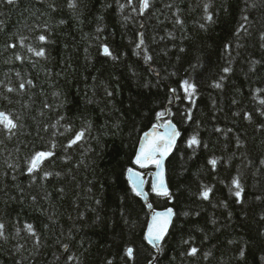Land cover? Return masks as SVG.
Listing matches in <instances>:
<instances>
[{
    "label": "trees",
    "instance_id": "1",
    "mask_svg": "<svg viewBox=\"0 0 264 264\" xmlns=\"http://www.w3.org/2000/svg\"><path fill=\"white\" fill-rule=\"evenodd\" d=\"M49 2L0 5V82L13 88L27 80L34 85H26L19 95L0 87V94L11 100L0 99V110L21 115L22 131L30 133L0 144V222L8 237L0 239V264H68L70 255L77 258L72 264H148L152 255H158L159 264H264V236L259 235L264 231V105L259 102L264 99V49L259 25L250 29V36L242 33L239 41L234 35L246 23L244 0H153V14L145 16L132 11L138 0L132 6L127 0H75V9L68 8V0H55L54 12ZM205 4L211 23L204 19ZM177 9L182 26L175 24ZM247 14L261 19L264 7L249 8ZM45 23L51 29V42L44 45L46 59L6 48L13 33L35 36L29 28ZM138 32H144L152 57L147 63L144 52L135 49ZM237 42L243 46L237 48ZM101 43L110 45L119 59L100 55ZM225 45H231L228 52ZM14 52L25 61H16ZM229 61L233 71L223 89L210 87ZM252 61H261L255 71L250 70ZM189 78L198 84L195 106L181 88ZM105 88L114 95L108 97ZM45 102L51 107L45 108ZM189 111L192 121L185 119ZM158 112L166 113L159 121ZM245 113L251 114V121ZM168 120L181 133L167 168L170 201L151 193L155 168L139 169L132 163L143 134ZM68 124L71 132H65ZM89 124L85 142L66 153L62 145ZM216 127L223 131L216 132ZM196 133L207 148L193 154L185 142ZM52 143L56 156L42 167L62 175L41 181L38 173L32 182L26 158ZM69 154L71 160L65 162ZM213 157L218 159L215 171L207 163ZM9 163L16 169H9ZM129 167L147 175L145 189L155 210L173 207L177 213L161 254L144 239L151 215L144 201L131 196ZM238 174L245 188L242 204L229 193L230 181ZM202 185L213 189L209 201L197 196ZM26 224L36 231L39 247ZM185 240L200 249L197 257L183 255L189 247ZM128 247L134 250L132 260L125 256ZM204 253H209L207 259Z\"/></svg>",
    "mask_w": 264,
    "mask_h": 264
},
{
    "label": "snow or ice",
    "instance_id": "2",
    "mask_svg": "<svg viewBox=\"0 0 264 264\" xmlns=\"http://www.w3.org/2000/svg\"><path fill=\"white\" fill-rule=\"evenodd\" d=\"M19 0H0V5H8L15 7L18 4ZM40 2H43V0H40ZM127 3L129 6L133 5V0H127ZM245 4V15H243V21H245V24H242L241 27L234 33L235 37L237 38V41L242 39V33L244 36H250L251 31L250 29L255 27L256 25L260 26L259 30V41H260V47L264 49V17L261 19H250V15L248 13L249 8H257L264 7V0H253L251 4H249V0H244ZM48 8L51 9V11L57 10V5L55 3V0H51V2L48 3ZM68 8L75 9L77 7L75 0H68ZM167 8H171V4L165 5ZM121 10H123L124 5H120ZM153 9V0H138V6L132 7V11L137 13L139 16H145L146 14L152 15ZM209 5H204V11L206 13L204 19L206 23L213 22V16L211 13L208 12ZM179 9H177V13H174L176 16L175 24L181 25L183 24V21L180 19L178 15ZM128 17H125V20H127ZM63 23V21H61ZM3 22L0 21V31L3 30L2 28ZM141 28H144V24H140ZM201 27H205L204 24L201 25ZM102 29L97 28V32H100ZM30 32L37 33L35 36H29L24 34H16L13 33L12 36L9 37V42L6 43V48L8 49H25L28 54H30L33 57L36 58H47L46 57V49L44 45L50 43V34L51 29L48 27V25L45 23L44 25H33L29 28ZM138 41L135 43V49L136 50H142L144 52V59L145 62L151 61L152 57L147 55V48L145 46V39H144V32H138ZM239 42H237L236 47H242ZM231 48V45H225V51L228 52ZM181 52L184 51L183 48L180 49ZM98 52L100 55L110 58L113 61H116L119 59L117 55H115L114 51L111 49L110 45L101 43L98 46ZM166 54V53H165ZM14 59L16 61H19L23 63L26 59V57L19 52H14ZM257 63H261V61H252L251 64L253 67L250 68L251 71H255L254 65ZM231 61H229V66H225L221 69V75L219 78L215 81H213L210 84V87L218 90H222L224 87V81L227 79L228 75L232 73L233 69L230 66ZM193 69L197 67V65H191ZM16 76L19 77L20 73L17 72ZM26 85L30 87H34L33 82L31 80L22 81L19 83L18 88H13L11 86H8L6 84H3L0 82V87L4 88V91L6 93H16V94H22L26 91ZM147 87V85H145ZM181 88L184 92V98L189 101L190 104L195 106L196 104V98L198 95V84L194 83L191 78L184 79L181 83ZM173 93H175L176 89H171ZM106 95L108 97H112L114 93L107 88H105ZM0 99L7 101L8 103H11L10 98L7 95L0 94ZM91 102V101H89ZM171 102V101H170ZM262 105H264V99H261L259 101ZM235 103V101H233ZM25 108L29 107L28 104L24 105ZM45 108L51 107L46 102L44 104ZM165 112H158L156 114L157 121L161 120L165 116ZM234 115H239V113H234ZM261 116H264V111L260 112ZM245 119L251 121L252 116L250 113H245L244 116ZM61 120L64 119L63 116L60 117ZM185 119L187 121H192L193 117L191 112L189 111ZM55 127V125H53ZM118 127V125H117ZM160 127H163L164 132L161 134L158 132V129ZM25 128V125L22 123V116L16 113H13L11 111H4L0 110V136L3 137V139H0V144H4L6 141H11L13 138L19 136V135H26L30 133H24L22 130ZM88 128H90V124L87 128H81L79 131H76L73 135H71L65 144L62 145L63 150L68 153L69 150H72L76 147H79L82 145L83 142H85V137L88 131ZM72 126L71 124H68L65 126V132H71ZM216 132H222L223 130L219 127H216L214 129ZM40 129L37 130V133L39 134ZM43 131L47 132L48 127L45 126L43 128ZM228 132H231L232 129H227ZM64 133H61L63 135ZM181 133L177 130L176 125L171 122V120H168L167 122L163 124H153L152 131L145 132L143 134V137L141 138V142L139 144L138 149L136 150L135 157L132 161L134 165H136L139 169H145L149 166H152L156 169L154 175V179L151 183L150 190L151 193H153L157 197H163L168 199L169 201L172 200L173 194L169 190L168 184L165 179V168H164V161L167 159L169 154L173 151V149L176 148L177 145V138L180 137ZM186 147L188 149H191L193 154L196 153L197 149L200 148H207V144H204L202 140L199 138V134L196 133L194 135H191L187 138ZM241 142L239 139H237V147H241ZM56 144L52 143L49 147H47L46 150H39L35 151L33 154H31L29 157L26 158L25 161V168H26V174L31 178L32 182H35L37 179V174L42 173V175L39 176V179L41 181H46L50 177H60L62 173L56 172L52 173L49 171H45L43 169V164L45 161L53 162L52 158L56 156L55 153ZM19 149H17L18 151ZM65 162H69L71 160V155H66L63 157ZM83 160H81L76 166L79 167V164H82ZM207 163L211 166V170L215 171L218 163V159L213 157L207 161ZM260 164L264 166V159L260 160ZM16 165H13L11 163L8 164L9 169H16ZM71 173V169H69V174ZM4 175H7V173H4ZM127 175V181L128 186L130 189V193L133 199L138 198L139 200H142L146 202L147 207L149 209L152 208L151 203H147L149 198V192L145 191V184L147 181L143 178V173L139 171H135L133 168L129 167L126 170ZM74 178V177H73ZM13 180L16 179L15 175L12 177ZM230 187H229V193L235 197V203L242 204L244 202L243 200V193L245 191L244 185L242 183V178L238 174L237 176L233 177L230 181ZM59 191L63 192V189H59ZM213 189L207 185H202L201 190L198 192L197 196L199 199L203 201H209L210 200V194L212 193ZM257 200H261V196H256ZM33 200H35V197H33ZM97 204L100 203L99 200L96 201ZM215 206V205H214ZM227 207V205H224ZM184 215H187V213H184ZM121 216H124V213L121 212ZM177 216V213L173 210V208L169 207L163 212H153L151 216V222L148 223L146 233L144 235V239L147 241L149 245L152 246L156 250L157 254H161L164 251V245L166 244L167 240L166 238L170 236V228H174V217ZM231 217V213H229V218ZM260 220L264 221V215L260 216ZM213 225L216 224V220L213 219L211 221ZM25 230L28 232V234L34 238L35 244L37 247H39L40 241L39 237L34 230L33 226L31 224L25 225ZM19 229H17V233H19ZM259 235L264 236V231L260 232ZM0 239L7 241L8 237L5 234V225L4 223L0 222ZM229 243H232V241H228ZM184 244H189V247L185 250L183 253L186 257H197V255L200 253V249L196 246H193L190 244L189 240L183 241ZM63 248L65 251H68V245L64 244ZM204 259L208 258L209 253H204ZM125 256L132 260L134 258V250L131 247H128L125 249ZM245 257V250L241 248L239 250V258L243 259ZM68 264H72L73 260H76L77 258L75 256H68L67 258ZM264 259V258H262ZM106 264H113L112 260H108ZM148 264H159V258L158 255H152L151 258L148 260Z\"/></svg>",
    "mask_w": 264,
    "mask_h": 264
},
{
    "label": "water",
    "instance_id": "3",
    "mask_svg": "<svg viewBox=\"0 0 264 264\" xmlns=\"http://www.w3.org/2000/svg\"><path fill=\"white\" fill-rule=\"evenodd\" d=\"M173 124H175L173 121H171ZM176 125V124H175ZM176 128H177V130H178V127H177V125H176ZM150 131H152V129H150V130H148L147 132H150ZM179 131V130H178ZM158 132L159 133H163L164 132V129H163V127H160L159 129H158ZM143 137V136H142ZM141 137V138H142ZM179 140H180V137H178L177 138V145H178V142H179ZM140 142H141V140H140ZM140 144V143H139ZM177 145H176V148H177ZM139 147V146H138ZM176 148L175 149H173V151L169 154V156L167 157V159L164 161V168H165V179H166V182H167V184H168V187H169V183H168V176H167V168H168V162H169V160H170V158H171V156L173 155V153L175 152V150H176ZM136 166V165H135ZM137 167V166H136ZM138 168V167H137ZM135 171H138V170H136V169H134ZM155 171H156V169H155ZM155 171H154V173H155ZM140 172V171H139ZM142 173V172H141ZM153 173V174H154ZM143 178L146 180L147 179V175H144L143 174ZM153 179H154V175H152V181H153ZM169 190H170V188H169ZM145 191H146V189H145ZM146 203V202H145ZM147 203H150V200H149V198H148V201H147ZM147 205V204H146ZM171 208H173V207H171ZM149 209V208H148ZM167 209V208H166ZM166 209H162V210H155L154 208H153V206H152V208L151 209H149V211H150V215L152 216V213L153 212H163V211H165ZM173 210H174V208H173ZM175 211V210H174ZM174 220H175V217H174ZM151 222V217H150V221H149V223ZM171 229L172 228H170L169 229V231H171Z\"/></svg>",
    "mask_w": 264,
    "mask_h": 264
}]
</instances>
